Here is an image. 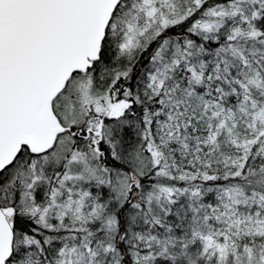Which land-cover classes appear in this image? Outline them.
Instances as JSON below:
<instances>
[{
  "label": "snow or ice",
  "instance_id": "obj_1",
  "mask_svg": "<svg viewBox=\"0 0 264 264\" xmlns=\"http://www.w3.org/2000/svg\"><path fill=\"white\" fill-rule=\"evenodd\" d=\"M0 264H264V0H0Z\"/></svg>",
  "mask_w": 264,
  "mask_h": 264
}]
</instances>
